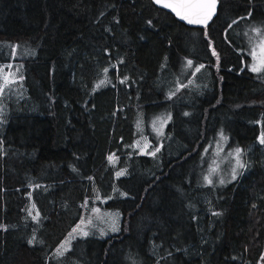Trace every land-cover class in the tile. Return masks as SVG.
Returning a JSON list of instances; mask_svg holds the SVG:
<instances>
[{"label": "trees", "instance_id": "1", "mask_svg": "<svg viewBox=\"0 0 264 264\" xmlns=\"http://www.w3.org/2000/svg\"><path fill=\"white\" fill-rule=\"evenodd\" d=\"M217 1L187 27L152 0H0V264H264V71L231 36L264 0ZM184 57L208 67L210 97L166 98ZM176 100L174 139L133 154L136 118ZM220 124L244 167L217 185L194 162ZM95 195L121 229L55 254Z\"/></svg>", "mask_w": 264, "mask_h": 264}, {"label": "rangeland", "instance_id": "2", "mask_svg": "<svg viewBox=\"0 0 264 264\" xmlns=\"http://www.w3.org/2000/svg\"><path fill=\"white\" fill-rule=\"evenodd\" d=\"M231 36L237 41L234 43L237 51L244 52L248 57L244 59L245 68L253 74H262L264 68L258 72L252 71L253 65L257 63L253 58L252 52L255 51L259 54L258 45L264 41V21H259V19H251L247 22L246 20L239 21L235 24ZM188 61L192 62L191 67L188 66ZM201 65L203 67L200 68V71H195ZM172 75L173 80L169 90L166 91L167 99L174 98L176 92L180 94L179 91L184 89L188 93L194 92L207 97H210L213 92L214 80H212L210 71L203 62L184 57L177 65V68L172 70ZM183 105L182 100L172 101L170 104L167 101L158 107L142 112L135 121V137L131 144L133 146V154L149 157H154L158 153L161 154L163 142L168 144L174 139H166L167 125L171 121L172 114L176 112L181 116L186 115L185 110L182 109ZM259 125L260 131L257 140L260 142L261 137H264V126H262L261 120H259ZM222 126V124L218 126L219 129L215 132L213 139H207L206 146L210 147L208 155L202 157L199 162L197 160L194 162L195 167L201 164L203 174L211 180V183H209L205 179L209 184H228L237 178L242 168L237 163L236 156V149H240L241 152L242 149L239 145L229 141V134L226 128ZM157 148L159 151H156ZM241 152L239 161L243 164ZM113 155L109 156V161L115 164L117 159ZM161 159L162 156L159 155L157 159L159 163H161ZM116 172L118 175L121 171L117 170ZM100 200V197L95 195L83 202L84 210H82L83 214L80 221L76 223L71 233L55 249V254L61 255L60 253L67 251L71 247L72 241L78 237L96 236L102 238L109 234L115 235L121 229L120 210L104 208L98 204ZM84 233H87V235H84Z\"/></svg>", "mask_w": 264, "mask_h": 264}, {"label": "snow or ice", "instance_id": "3", "mask_svg": "<svg viewBox=\"0 0 264 264\" xmlns=\"http://www.w3.org/2000/svg\"><path fill=\"white\" fill-rule=\"evenodd\" d=\"M156 3L161 4L163 7L171 8L181 19L186 20L189 24H201L206 26L215 13L217 0H156ZM233 23H236V21H233ZM229 27H231V25H229ZM258 47L260 49L259 54L255 51L252 52L253 58L257 62L253 65L252 71L257 72L264 68V41H262ZM213 54L215 55L216 53L213 51ZM188 66H192L191 61H188ZM202 67L203 65L196 68L195 71L199 72ZM8 82L9 78L5 76L4 84L0 85V94L3 93L4 87L7 86ZM101 83L104 82L101 81ZM97 87H99V85ZM260 142L264 144V137H261ZM156 151H159V149L157 148ZM240 152V149H236L237 163L240 167H244L239 161ZM120 174L122 173H119L118 175ZM205 179L211 183V180L208 179V177ZM84 235H87V233H84ZM60 254L62 255L63 253Z\"/></svg>", "mask_w": 264, "mask_h": 264}, {"label": "water", "instance_id": "4", "mask_svg": "<svg viewBox=\"0 0 264 264\" xmlns=\"http://www.w3.org/2000/svg\"><path fill=\"white\" fill-rule=\"evenodd\" d=\"M153 3L161 8V9H164L165 11L169 12V14L171 13V15H174V17H176L179 21H181L182 23H184L187 27H204L205 25H201V24H189L186 20H183L181 19L177 14L176 12H174L171 8H166V7H163L161 4H158L156 3V0H152ZM217 10H218V1L216 3V9H215V13L213 14L211 20L215 17L216 13H217ZM209 20L207 24H209V22L211 21Z\"/></svg>", "mask_w": 264, "mask_h": 264}]
</instances>
